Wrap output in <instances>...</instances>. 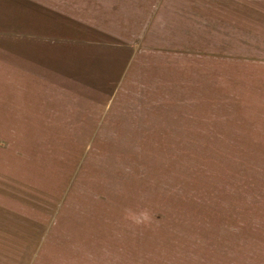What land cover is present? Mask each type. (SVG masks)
Segmentation results:
<instances>
[{
  "label": "rangeland",
  "instance_id": "1",
  "mask_svg": "<svg viewBox=\"0 0 264 264\" xmlns=\"http://www.w3.org/2000/svg\"><path fill=\"white\" fill-rule=\"evenodd\" d=\"M24 1L0 0V264H264V0Z\"/></svg>",
  "mask_w": 264,
  "mask_h": 264
},
{
  "label": "clouds",
  "instance_id": "2",
  "mask_svg": "<svg viewBox=\"0 0 264 264\" xmlns=\"http://www.w3.org/2000/svg\"><path fill=\"white\" fill-rule=\"evenodd\" d=\"M127 219L135 225L148 226L151 224L153 217L148 208H140L136 210H129Z\"/></svg>",
  "mask_w": 264,
  "mask_h": 264
},
{
  "label": "crops",
  "instance_id": "3",
  "mask_svg": "<svg viewBox=\"0 0 264 264\" xmlns=\"http://www.w3.org/2000/svg\"><path fill=\"white\" fill-rule=\"evenodd\" d=\"M14 3H16V5H19V6H23L24 8H28V9H31V10H36V6L35 4H32V3H27L25 2L24 0H12ZM6 2V0H5ZM42 9V7H41ZM39 10V9H37ZM14 13L17 12V9L15 8ZM5 19V24L3 25L5 29L9 28V29H12L13 30V33L14 35L17 37L19 34H18V30H23L25 29L26 27H24V24L22 22H17V21H13L11 19H8V22L6 21V17H4ZM17 20V19H16ZM27 30V29H26ZM27 33H32L31 31H27ZM20 37V36H19Z\"/></svg>",
  "mask_w": 264,
  "mask_h": 264
}]
</instances>
